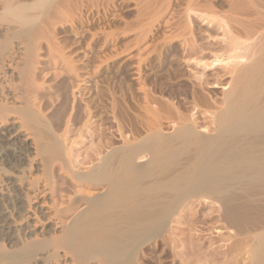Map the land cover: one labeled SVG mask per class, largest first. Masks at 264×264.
Segmentation results:
<instances>
[{"label": "bare ground", "instance_id": "bare-ground-1", "mask_svg": "<svg viewBox=\"0 0 264 264\" xmlns=\"http://www.w3.org/2000/svg\"><path fill=\"white\" fill-rule=\"evenodd\" d=\"M102 1L0 0V164L10 169L0 168V264H139L150 244L159 239L167 245L169 225L181 218L188 200L216 205L210 209L243 239L248 264H264V0L188 1L199 8L210 3L212 11L216 3L229 13L221 23L199 10L186 11L187 17L193 13L230 29L227 61L205 66L212 71L229 65L221 101H211L203 87V96L194 98L202 119H210L208 131H198L194 114L146 102L134 116L119 113L131 135L118 129L121 146L112 148V139L96 147L80 172L72 169L65 136L55 134L38 106L46 83H38L36 65L45 41L50 67L58 69L62 56L49 35L63 23L73 26L77 11L95 8L98 14ZM186 27L193 34L189 23ZM186 39L180 43L189 56L196 44ZM163 121L172 132H163ZM55 161L71 179L69 196L52 194L47 176Z\"/></svg>", "mask_w": 264, "mask_h": 264}, {"label": "rangeland", "instance_id": "rangeland-1", "mask_svg": "<svg viewBox=\"0 0 264 264\" xmlns=\"http://www.w3.org/2000/svg\"><path fill=\"white\" fill-rule=\"evenodd\" d=\"M188 1L103 0L98 14L95 8L80 14H77L78 11L75 12L77 21H74L73 26L70 23H63L57 26L60 27L58 31L49 35L51 38L48 36L52 43L55 42V45L52 44V49L59 51L61 60L63 59L62 62L58 61L59 68L54 71L45 49L46 42L42 41L43 47L39 51L36 66L41 71L38 83L42 84L44 81L46 84L42 90L40 89L42 93L38 103L41 104L38 106L40 105V110L46 115L45 119L55 134L59 137L65 136L62 139H65V147L68 146L71 150L70 161L73 170L84 172L86 166L83 165V168L79 165L87 161L96 147L112 139L114 140L112 148L120 147L122 143L118 129H122L125 136L131 134L130 131L127 132L129 127L124 125L126 122L121 119L119 113L128 110L130 113L126 115L134 116L139 106H147L146 102H149V107L157 106L152 105L154 100L168 106L172 104L180 113L189 114L188 116L194 114L191 118L196 119L193 120L198 118L196 121L198 131L209 130L207 122L210 119L204 118L206 123H203L202 118L205 115L197 112L194 98L203 96L199 89L203 87L208 89V92L206 90L203 93L208 94L207 97L209 96L211 101H221L224 88L230 79L229 65L223 64L212 71H208L205 66L211 65L215 60L227 61V55L230 53V37H228L230 29L228 28V32L222 27L223 24L218 23L220 24L218 26L208 24L193 13L188 17L186 14L199 10L205 15H211L213 17L211 19L216 17L215 20L218 19L222 23L224 20L220 19L229 13L227 7L216 3L211 4L214 10L212 11L209 9L210 3L208 6L200 4L199 8L194 2L188 4ZM205 6L212 12L208 11L206 14ZM224 19L227 21V17ZM175 22L180 24L178 28L175 27L176 29L173 25L176 24ZM188 23L190 29H193L191 35L186 27ZM170 33L172 35L178 33L177 37L183 34L180 36L181 39L176 36L175 39ZM185 39H195L196 45L193 47L196 49L192 47L195 52L190 53L189 56L184 53L180 43ZM52 71L57 75L59 73L56 80L51 78L56 77ZM43 74L45 79H42ZM172 121L176 122V119ZM164 122L166 128L163 127V132H172V126L166 124L167 121ZM66 127L68 130L65 129ZM61 165L59 161L52 162L50 165L53 167H50L52 176L47 177L52 178L50 179L54 185H51L55 188L53 195L60 192L64 196L66 194L69 196L71 179L61 171ZM0 168L10 172L9 167L3 164H0ZM37 174L43 180L42 173ZM214 207L217 208L216 205L210 204L200 206L195 200L186 201L181 218L173 219L168 228L169 234H165L167 245H163V241L159 239L150 244L144 250L145 253H141L139 264H248L240 248L243 246V239L235 233L236 231H230L224 226L225 224L223 225L219 214L215 209L212 210ZM228 235L231 236L230 242ZM237 241H239L238 246ZM141 258L143 262L140 261ZM90 264L97 263L90 262Z\"/></svg>", "mask_w": 264, "mask_h": 264}]
</instances>
